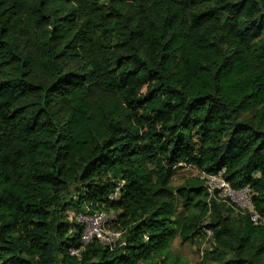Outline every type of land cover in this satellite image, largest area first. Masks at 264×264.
<instances>
[{
  "label": "trees",
  "instance_id": "16d2710c",
  "mask_svg": "<svg viewBox=\"0 0 264 264\" xmlns=\"http://www.w3.org/2000/svg\"><path fill=\"white\" fill-rule=\"evenodd\" d=\"M182 165L264 212V0H0V264H169L175 238L264 264V227ZM87 210L115 247L82 244Z\"/></svg>",
  "mask_w": 264,
  "mask_h": 264
},
{
  "label": "built area",
  "instance_id": "2783aa9c",
  "mask_svg": "<svg viewBox=\"0 0 264 264\" xmlns=\"http://www.w3.org/2000/svg\"><path fill=\"white\" fill-rule=\"evenodd\" d=\"M198 178L202 181V186L207 193L208 198L225 202L234 210L245 213L250 223L256 227H264V212H258L253 206L249 197V188H233L224 179L223 170L216 173H206L198 171ZM115 192L111 197H115ZM69 219H74L81 226V242L86 244L91 240L98 241L101 245L107 246L109 249L115 247L120 240L122 230L116 228V221L113 212H105L103 210L84 211L71 213ZM208 234V232H207ZM71 255H77L78 250L70 249Z\"/></svg>",
  "mask_w": 264,
  "mask_h": 264
},
{
  "label": "rangeland",
  "instance_id": "374dc122",
  "mask_svg": "<svg viewBox=\"0 0 264 264\" xmlns=\"http://www.w3.org/2000/svg\"><path fill=\"white\" fill-rule=\"evenodd\" d=\"M198 176V171L190 166L182 165L175 169L171 179V186L180 185L184 180H189ZM69 216L71 213L69 212ZM210 249L209 242L181 243L175 238L169 248L171 262L169 264H197L200 261L201 251ZM203 250V251H204ZM173 257H177L175 260Z\"/></svg>",
  "mask_w": 264,
  "mask_h": 264
}]
</instances>
